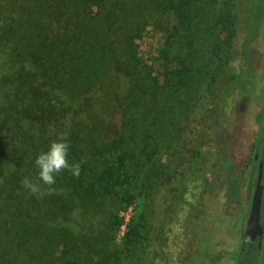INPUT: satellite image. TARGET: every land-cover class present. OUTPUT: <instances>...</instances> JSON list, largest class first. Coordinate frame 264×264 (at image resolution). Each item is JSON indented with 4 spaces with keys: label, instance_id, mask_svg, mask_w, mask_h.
<instances>
[{
    "label": "rangeland",
    "instance_id": "1",
    "mask_svg": "<svg viewBox=\"0 0 264 264\" xmlns=\"http://www.w3.org/2000/svg\"><path fill=\"white\" fill-rule=\"evenodd\" d=\"M206 2L211 6L209 22L196 31L197 42L189 33L196 23L189 22L165 44L180 24L178 4L107 1L102 12L110 21L101 23L103 32L92 27L108 36L105 56L96 78L87 79L91 83L84 95L71 102L44 83L41 66L29 62L32 52L49 48L42 35H32L27 22L31 8L41 7L37 0H0L2 191L22 187L28 169L23 161L8 160L7 123L18 121L35 134L42 130L49 136L51 123L60 129L83 120L102 152H118V192L104 195L95 210L81 207L60 181L52 195L42 198L55 211L49 224L95 234L118 215L123 221L110 248L120 252L119 264H236L258 162L264 160V0ZM189 6L182 7L185 15ZM76 13L65 7L38 15L39 29L34 31L48 29L55 36L69 20L73 40L65 51L70 56L85 37L83 31L91 32L88 27L78 30ZM52 57L45 59L49 63ZM234 61L238 71L231 67ZM140 69L152 87L139 80ZM66 105L71 109L61 107ZM115 112L125 116L121 123ZM93 116L101 120L102 133L93 128ZM128 125L136 132L129 142L121 140ZM51 139L38 146H47ZM18 165L23 166L19 175L10 173ZM122 185L134 194L126 209L121 208ZM6 197L0 195L1 211ZM262 219L264 226V212ZM261 245L255 264L264 262V235ZM26 258L0 229V264H29Z\"/></svg>",
    "mask_w": 264,
    "mask_h": 264
},
{
    "label": "trees",
    "instance_id": "2",
    "mask_svg": "<svg viewBox=\"0 0 264 264\" xmlns=\"http://www.w3.org/2000/svg\"><path fill=\"white\" fill-rule=\"evenodd\" d=\"M107 1L109 0H37L41 7H33L29 11L27 22H30L32 25V35H42V38L49 45L48 51L41 48L38 51L32 52L29 62L33 66H41L43 73L44 70L46 72V75L43 76L44 83L48 84L47 86H55L54 89H59L71 102H75L79 98L81 99L84 95V91H86L84 89L91 83L90 81L87 82V79L96 78L98 72L96 67L102 56L103 58L105 56L108 36L99 33L97 30L103 32L101 23L104 24L110 21L104 18L102 12ZM147 1L149 3L154 2V0ZM174 3L178 4L175 10L180 15V24L167 38L165 44H169L176 38L181 33L183 26L186 25L188 28L189 22L191 25L196 23L193 32L189 31L196 43L199 39L196 31L200 26L209 22L208 13L211 10L210 4L206 0H172V6L175 5ZM184 5H190L187 15L182 10ZM88 6L95 8L94 13L93 11L89 13L85 10ZM65 7L73 10L77 9V12L83 15L75 14L76 19H80V22L77 24L78 30L82 31L85 27L91 29L89 33L83 31L85 37H81L82 42L76 47V51L71 52L70 56L65 51V49L69 51L67 43L73 40L70 34L74 30L70 29L72 23H69V20L67 23L65 22L66 24L63 22L59 26L60 30L55 36L49 35L48 29L34 31L39 29L38 19L40 20V17L38 15L43 17V13L48 15L50 11L55 12V9L60 10ZM150 7L154 8L155 6L151 4ZM79 11H82L83 14ZM11 18L13 17L10 16L7 20H11ZM92 27L97 30L94 31ZM139 29L138 25L136 31ZM135 37H138V34ZM48 55L51 57L53 55L52 61L49 63V60L45 59ZM138 72L139 80L146 86L152 87L150 83L145 81L146 77L143 70L140 69ZM160 85L155 84V86L159 87ZM154 90L157 91L156 89ZM157 94V92L153 93L155 97ZM61 102L63 104V100ZM61 107L65 110L71 109L70 105ZM131 107L130 109H135V106ZM25 116L28 119L30 118L29 114ZM124 117L119 112L114 113V119L117 123H121ZM92 118L93 128L98 133H102L99 124L101 120L96 119L94 116ZM126 131V136L121 138V140H127V142L133 141L136 136L135 129L128 125ZM6 132L9 143L8 148H10L8 149V160L23 161V166L28 167L25 176L35 180L37 176V169L33 163L35 155L37 152L47 148V146L40 147L38 145H43L51 137L45 136L42 130H38L37 134H35L34 131L25 129L18 121L7 123ZM69 133L70 161L83 158L85 163L81 167L79 178H75L69 172L64 171L56 177V183L52 187L56 188L61 184L59 183L60 181H64L66 185L61 184L64 186L62 188H65L70 195H73L81 207H91L99 210V206L103 203L102 198L104 195L110 193L116 194L118 192L119 178L114 162L118 152L113 151L112 148L102 152V148H99L93 142L86 121H75L70 126ZM262 161L264 165V160ZM3 167L5 168V165L0 166L1 175H4ZM22 167L18 165L16 171L13 169L10 173L14 172V174L19 175ZM6 171L9 172L8 169ZM2 189L3 186H0V195H7V197L5 199L4 210L1 211L0 207V229L4 230V233L8 236L10 244L27 257L26 259L29 264L120 263V252L116 248H110L115 231L123 221L118 215L111 218V222H108L105 230L104 228L100 229L95 234H76L69 227L48 223V219L55 215V211L46 200L42 198L37 199L28 193L27 189L20 187V185L19 187L12 188L8 193H4ZM121 191H123L121 196L123 207L121 208L126 209L127 205L133 200L134 194L128 192L126 185L121 186ZM263 205L264 192L262 195ZM129 235H131V230H128L125 234V243L128 244L131 242ZM261 248L256 245V242L246 241L243 237L241 246L238 249L236 264H255L257 254H261Z\"/></svg>",
    "mask_w": 264,
    "mask_h": 264
},
{
    "label": "clouds",
    "instance_id": "3",
    "mask_svg": "<svg viewBox=\"0 0 264 264\" xmlns=\"http://www.w3.org/2000/svg\"><path fill=\"white\" fill-rule=\"evenodd\" d=\"M231 67L238 71V61L232 62ZM69 127L58 129L55 123L49 125L48 135L53 139L49 141L45 150H41L35 155L33 163L37 169L36 179L25 177L20 181L22 187L37 199L53 194L52 186L55 185L56 177L61 172L67 171L75 178L80 176L85 160L82 158L70 161L69 159Z\"/></svg>",
    "mask_w": 264,
    "mask_h": 264
},
{
    "label": "water",
    "instance_id": "4",
    "mask_svg": "<svg viewBox=\"0 0 264 264\" xmlns=\"http://www.w3.org/2000/svg\"><path fill=\"white\" fill-rule=\"evenodd\" d=\"M263 170V161L259 160L257 166L255 187L251 198L248 217L244 227L245 236L249 237L252 240L257 238L259 244L264 231V228L262 226V194L264 188V185L262 184Z\"/></svg>",
    "mask_w": 264,
    "mask_h": 264
},
{
    "label": "flooded vegetation",
    "instance_id": "5",
    "mask_svg": "<svg viewBox=\"0 0 264 264\" xmlns=\"http://www.w3.org/2000/svg\"><path fill=\"white\" fill-rule=\"evenodd\" d=\"M263 192H264V188H263ZM263 195V194H262ZM263 212H264V209H263V206H262V218H263ZM248 217V216H247ZM247 217H246V220H247ZM263 220V219H262ZM262 223H263V221H262ZM245 224H246V222H245ZM262 226H263V224H262ZM244 227H245V225H244ZM263 228H264V226H263ZM240 233V232H239ZM263 235H264V231H263ZM245 238V240L246 241H251V242H256V245L258 246V247H262V245H261V242H262V239H261V241H260V244H259V242H258V239L256 238V239H254V240H252V239H250L249 237H247V236H245V234H244V231H243V235H242V238ZM262 238H263V236H262ZM242 241V240H241Z\"/></svg>",
    "mask_w": 264,
    "mask_h": 264
}]
</instances>
